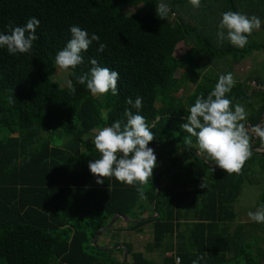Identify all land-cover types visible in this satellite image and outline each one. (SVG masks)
<instances>
[{"label": "trees", "instance_id": "obj_1", "mask_svg": "<svg viewBox=\"0 0 264 264\" xmlns=\"http://www.w3.org/2000/svg\"><path fill=\"white\" fill-rule=\"evenodd\" d=\"M191 1L168 0V14L159 17V0H0V31L33 16L40 20L39 38L30 52L10 55L0 49V264H175L176 256L181 264H192L197 257H203L200 264H263L264 248L259 244L264 223L239 225L234 232L231 227L237 220L234 205L258 159L264 169V151L251 149L239 172L214 169L194 154L199 151L195 137L188 144L190 134L180 126L195 98L206 96L220 75L231 72L230 64L264 50V43L238 48L227 40L218 42L221 13L231 9L264 21V0H199L206 6L201 9L204 26L181 15L171 22L179 10L189 14ZM142 4L141 10L128 13ZM73 24L97 33L107 44L98 53L93 42L83 53L84 63L70 69L75 94L52 78L56 52L70 39ZM180 45L189 49L178 57ZM93 57L119 72L117 95L95 96L76 83L72 73L88 71ZM196 57L201 59L197 74L181 72ZM137 95L143 97L139 111L154 133L149 147L157 166L143 185L114 177L97 183L88 168L90 160L100 157L92 133L123 120L124 109L131 107L126 99ZM229 95L245 106V126L260 123L264 92L236 82ZM250 141V147L264 146V138L255 141L250 136ZM261 203L264 196L258 206ZM117 213L139 222L119 219L94 243ZM156 213L159 216L152 219ZM121 221L125 227H120ZM147 226L153 241L145 250L161 251L160 262L134 251L126 241L125 233L142 234ZM166 241L171 251L163 248ZM119 245L127 247L128 262Z\"/></svg>", "mask_w": 264, "mask_h": 264}, {"label": "clouds", "instance_id": "obj_2", "mask_svg": "<svg viewBox=\"0 0 264 264\" xmlns=\"http://www.w3.org/2000/svg\"><path fill=\"white\" fill-rule=\"evenodd\" d=\"M198 6V0H193ZM157 15L164 17L169 12L165 0H159ZM264 23L260 17L239 11L228 10L221 13L216 33L217 41L227 40L235 47L243 48L248 43V35L259 29ZM40 20L33 16L22 25H9L8 31H0V49H6L10 55L25 54L31 51L34 42L38 40L36 29ZM70 39L55 55L56 65L63 70H74L84 63L83 53L96 42L97 52L103 53L107 44L101 42V37L89 33L78 24L69 26ZM91 67L86 72H73L76 83L85 85L92 94L111 93L115 96L119 89L117 82L119 72L104 66L93 57L88 60ZM236 81L231 72L219 76L214 88L207 95H199L189 107L187 116L181 128L190 134L186 140L192 143L195 137L199 154L209 162L215 161L213 168H219L228 173L239 172L244 162L252 155L250 149L249 130L245 126L247 110L244 105L234 102L229 95ZM68 91L76 93L75 84L67 82ZM143 97L135 99L128 97L124 119H116L110 125L98 128L93 143L100 157L88 163L91 174L97 178V183H103L104 177H114L128 185H143L152 177L157 166V156L149 143L154 139V133L145 117L140 113ZM132 109H136L133 111ZM105 118L106 115H105ZM257 136L264 138V126L256 124L251 129ZM202 188L205 185H200ZM139 187L137 191H139ZM141 198H145L141 192ZM248 217L256 223H264V203L255 211H249ZM203 257L192 260V264H200ZM175 264H181V257H175Z\"/></svg>", "mask_w": 264, "mask_h": 264}, {"label": "rangeland", "instance_id": "obj_3", "mask_svg": "<svg viewBox=\"0 0 264 264\" xmlns=\"http://www.w3.org/2000/svg\"><path fill=\"white\" fill-rule=\"evenodd\" d=\"M166 3H168V0H165ZM189 14H184L181 10H179L176 14L172 15L171 18V22H174L177 20L178 15L184 16L183 18H185V20L191 21V22H196L197 20L199 21L201 26H204L201 24V22L203 23L204 19H205V15H203L202 10L201 9H205L204 6H201L199 4V0H198V6H195L193 4V0L190 2V6H189ZM143 8V4L139 5L136 8H131L128 9V13L131 14L135 11L141 10ZM199 8V9H198ZM215 30V29H214ZM217 31V30H215ZM216 34V33H215ZM253 42H258V43H264V24L262 23L261 27L259 29H255L252 32V35H249L248 37V43L246 44L247 46L250 43ZM189 49L188 46L186 45H180L178 51H177V56L181 57L187 50ZM209 61V60H208ZM247 61H248V68H243L240 67L239 69L242 70V74H239L240 72L237 70L236 71V75L238 76L237 79H239L240 77H252V78H256V77H261L262 80L264 81V69L262 65H264V50H258L255 51L254 53H252L251 55H249L247 57ZM210 65L212 64L211 61H209ZM201 63V59L200 57H196L193 61H191V64L186 67L183 68L181 70V72H185V71H189L190 73H193V75L197 74L196 70H198L199 66ZM209 65V66H210ZM56 70H55V74L53 75V80L57 81L61 87H67V82L70 79V70H63L60 69L56 64ZM200 71V70H199ZM262 71V72H261ZM220 73L222 71H219ZM195 73V74H194ZM236 78V77H235ZM236 80V79H235ZM256 81H250L248 82L246 85L249 86V88H251V90L255 91L252 87H251V83H255ZM242 83V82H239ZM245 84V83H242ZM256 84H258L256 82ZM262 90H264V83L258 84ZM195 89V85L191 86L190 90L193 91ZM182 93H180L179 95H181ZM95 96H98L99 94H93ZM158 107H161V104H157ZM106 115V112H104V116ZM264 115V113H263ZM96 134V130L92 133V135ZM53 141H55L57 144L60 142V140L58 139L57 136H54ZM251 142V141H250ZM252 142L250 143V146H252ZM262 149H259V151H261ZM262 158L264 159V157L262 156ZM262 160L258 159V162L260 163ZM256 164L254 166V172L253 174L250 175L249 179H248V183H246L243 186L242 189V193L238 199V201L236 202V204L234 205V209L235 212L237 214V220L232 224L231 227V232H234L237 227L239 226V222L240 225L245 226L251 223H254V221H252L247 213L249 211H255L256 208L258 207V203L261 200V198L264 196V169L261 167V164ZM263 166H264V162H263ZM122 222V221H121ZM122 224H124V222H122ZM127 224V223H126ZM258 235L262 236L260 230H257ZM133 235H135L136 237L132 240L130 239V237H132ZM128 238V239H127ZM131 241V244L133 246L134 251H139L142 253H147L146 252V246L148 243H151L153 241L152 239V228L150 226H147L145 228V233L142 234H132V233H127L126 235V241L128 240ZM102 241H104L106 244L110 242V239L108 238H104L102 239ZM116 242H119L118 239H116ZM121 245H119L120 247ZM260 247L264 248V239L260 242L259 244ZM164 249L166 248V251H171V247L169 246V241H166L165 243V247H163ZM236 250H233L232 254L235 253ZM156 252V251H155ZM159 252V251H158ZM255 254L256 251H254ZM149 255V254H147ZM153 259H159L160 256L156 255V254H152L151 255ZM130 260V256L128 255V261ZM264 264V262H263Z\"/></svg>", "mask_w": 264, "mask_h": 264}, {"label": "water", "instance_id": "obj_4", "mask_svg": "<svg viewBox=\"0 0 264 264\" xmlns=\"http://www.w3.org/2000/svg\"><path fill=\"white\" fill-rule=\"evenodd\" d=\"M250 149H252V150H258L259 151V149H256V148H253V147H250ZM262 151H264V146H263V148H262ZM193 152H194V154L195 155H197L198 157H201L203 160H205L210 166H212L213 164L211 163V162H209L207 159H205L203 156H201L200 154H199V151L198 150H193ZM181 166V165H180ZM213 167V166H212ZM215 169H219V168H215ZM177 170V169H176ZM176 170H173V171H171L170 172V174H173L174 172H176ZM165 177V175H163L162 177H161V179H160V182H159V184H158V187H157V194H156V197H155V200L153 201V204H152V206H153V210L155 211V203H156V199H157V197H158V194H159V191H160V187H161V183H162V180H163V178ZM159 216V214L158 213H156L155 214V216H153V217H151L152 219H155L156 217H158ZM119 219H121V220H123L125 223H127V224H132V223H138L139 222V220H132L129 216H127V215H122V214H119V213H117V214H115V216L113 217V219L111 220V222L104 228V229H101L98 233H97V235H96V237H95V239H94V243H96V241H97V239H98V237L100 236V234H102V233H104V232H106L108 229H110L112 226H114L118 221H119ZM148 218H144L143 220H147ZM118 248H122V249H124V262H128V249H127V247L126 246H120V247H118ZM114 249H115V247H114Z\"/></svg>", "mask_w": 264, "mask_h": 264}, {"label": "crops", "instance_id": "obj_5", "mask_svg": "<svg viewBox=\"0 0 264 264\" xmlns=\"http://www.w3.org/2000/svg\"><path fill=\"white\" fill-rule=\"evenodd\" d=\"M255 51H253V52H251V53H249L248 55H247V57L249 56V55H251L252 53H254ZM247 57L245 58V59H243L242 61H240V62H237V63H233V64H230V71H231V73L233 74V77H234V80L236 81V82H242V83H245V84H247L248 82H250V81H256L258 84H261L262 85V83H264V81L262 80V78L261 77H256V78H250V77H248V76H246L245 78L244 77H240L239 79H237V77L239 76H237L235 73H236V71L238 70L240 73L239 74H242L241 72H242V70L241 69H239L240 67H245V68H248V61H247ZM262 66H264V65H262ZM244 68V69H245ZM263 69H264V67H263ZM262 72V71H261ZM236 77V78H235ZM250 91H253V90H251V88H250ZM254 92V91H253ZM254 101H258L257 99H254ZM261 152H263L262 150H261ZM240 223L241 222H239V225H240ZM126 226V224H120V227H125ZM126 235H127V233H125ZM125 236V235H124ZM136 236L135 235H133L132 237H130V239H134ZM128 239V238H127ZM129 239V241L127 240V242L128 243H130L131 244V241L132 240H130ZM123 246V245H122ZM156 254V255H159L160 256V258L159 259H153L152 260V254ZM147 254H149V255H147ZM172 255V253L171 252H168L167 254H166V256L167 257H170ZM145 256L148 258V259H150V260H152V261H156V262H160L161 260H162V258H163V254H162V252L161 251H154V252H152V253H145ZM231 256H232V254H231Z\"/></svg>", "mask_w": 264, "mask_h": 264}, {"label": "built area", "instance_id": "obj_6", "mask_svg": "<svg viewBox=\"0 0 264 264\" xmlns=\"http://www.w3.org/2000/svg\"><path fill=\"white\" fill-rule=\"evenodd\" d=\"M250 85H251V87H252L255 91H262V92H264V90H262L261 87H260L258 84H256V82H255V83H251ZM259 124H261V126H264V115H262V118H261ZM246 128L249 130V135H250L255 141H257L258 138H259V136H257L254 132L251 131V129H252V125H251V124H247V125H246Z\"/></svg>", "mask_w": 264, "mask_h": 264}, {"label": "flooded vegetation", "instance_id": "obj_7", "mask_svg": "<svg viewBox=\"0 0 264 264\" xmlns=\"http://www.w3.org/2000/svg\"><path fill=\"white\" fill-rule=\"evenodd\" d=\"M98 240V239H97ZM97 242V241H96Z\"/></svg>", "mask_w": 264, "mask_h": 264}]
</instances>
